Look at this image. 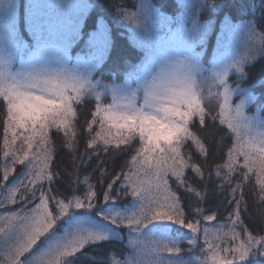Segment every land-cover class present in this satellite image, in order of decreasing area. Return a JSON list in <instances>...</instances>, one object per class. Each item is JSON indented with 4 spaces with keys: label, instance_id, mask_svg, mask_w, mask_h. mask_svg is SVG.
<instances>
[{
    "label": "rangeland",
    "instance_id": "obj_1",
    "mask_svg": "<svg viewBox=\"0 0 264 264\" xmlns=\"http://www.w3.org/2000/svg\"><path fill=\"white\" fill-rule=\"evenodd\" d=\"M21 1L0 0V71L6 74L8 83L11 84L16 81L30 84L34 94L39 95L42 91H46L47 96H50L52 89L57 84L62 83L64 80L78 79L85 84L88 94L71 101L73 110L76 103L89 97L94 101L96 100V105L101 108H107L109 105L113 106V112L102 113V116L118 117L122 114H131L126 112L125 109L129 105L136 108L143 107L149 87L156 90L163 84L177 79L190 78L194 80L197 92H202L203 97L208 96L214 99L211 96L217 97L216 93L219 92L220 97L217 98L220 103L224 88L222 86L217 87L219 81L226 79L228 85L234 89L237 84H234L230 78L232 76L240 78L245 73V68L258 58L259 49L263 42V36L257 31L252 20L236 22L229 17H225L220 24L218 35L214 38L211 53L205 58L208 48L207 42L210 43V36L216 30V25H213L211 21L214 8L208 0H178L177 10L169 12V14L162 13L152 0H138L135 9L125 10L124 13H121V16L123 17L122 21L125 23L124 26L129 32L131 42L144 50V57L137 70L134 69L135 72L130 73L122 82L106 84L99 79H95L96 69L107 57V50L111 43L106 28L99 26L88 40L84 43L80 42L82 28L92 7L90 0H24V18L26 30L29 34L28 39H25L26 37L22 35L19 26ZM197 36L199 38H196ZM85 45H87L85 51L78 52L76 56L72 55L75 47L83 49ZM233 65L236 67H232ZM238 68H243V73L239 72ZM154 78L155 83L153 82ZM44 81L50 83L45 85ZM97 94L100 96L99 99L96 98ZM68 95L76 97V93L71 89H69ZM229 99L233 107L240 104L242 99L244 100L242 111L246 117L248 127L241 133L243 137L241 143L244 145L242 151H247V141L264 136V117L259 111L249 112L251 100L237 95H230ZM207 102L211 103L209 98ZM0 103L2 106L6 104L7 108V100L2 96H0ZM201 105L203 107V100ZM166 106L173 107L174 104L166 98ZM96 110L94 111V117ZM145 110L153 111L152 109ZM180 110H186V106L181 105ZM73 118L74 116L69 118L67 129L63 125L58 129L63 132L70 131ZM121 124H123V121L118 119L105 122L103 133L111 142L117 141L114 137L117 133V125ZM7 127L8 116L7 125L5 124V128ZM53 128H56V126L48 129V140L43 147L39 146V138L37 137L32 141L31 149L28 148L23 139L24 136L30 135L25 130L18 129L15 140H13L11 132L5 134L8 139L7 145L4 143V135L3 143L7 147L8 153L4 164L8 167V180L11 179V184H13L10 189L7 186L9 190L6 193L7 195H10V190L15 186L17 165L23 164L25 170L21 169V172L19 171L21 174L29 168L35 171L44 167V156L48 155L50 157L49 141L53 139ZM120 134L121 136L127 135V127L120 128ZM236 143L237 138L234 135V146ZM258 155L256 152L252 153L254 159ZM232 158L238 159V166H244L245 157L243 154L237 156L236 152H233ZM18 159H23L25 163H19ZM158 159L159 157L153 158L150 156L145 161L141 158L135 166L131 163L130 169L134 172L138 171V183L146 187L150 186L152 188L151 194L170 195L169 190L161 187L157 192L155 188L157 183H162L157 180L155 175V164ZM14 160H17V162L13 163ZM29 161H32V164H29ZM49 162L48 164H50ZM150 164L152 167L149 166ZM33 166L35 167L33 168ZM48 169L49 166L45 169V172H48ZM253 172L258 177L262 175L258 168ZM5 182L3 180V184ZM41 182L43 181L38 182L37 185ZM126 183L127 181H125ZM79 185L75 186L77 190L70 201L78 198L81 202L87 204L89 190ZM3 192L5 191L0 190V196ZM132 199L131 206L124 209L107 204L109 202H106L103 208L108 211L130 214L139 203L136 197L133 196ZM0 202H2L0 217H5V219L0 220V229H3L0 232V264H11L9 253L15 251L19 237L18 234L14 233L10 238L8 234L13 226L19 222L15 219H8L13 212H17L7 208L14 203L7 202L6 198L0 199ZM37 202V204L40 203L39 199ZM92 202L95 203V198ZM57 212L56 216L59 215V210ZM74 217L76 218L74 219ZM100 219H102V215L98 209L95 211L94 208L86 213L84 209L69 208L68 215L57 220L53 229L49 233H45L37 243H44L46 237L52 232H55L56 235H63L66 231H74L78 226H81L83 230L94 231L96 228L101 227L97 223ZM205 227L209 229V243H205L201 231L199 240L195 245H192L188 237L184 235H190L189 230L181 228L179 224L174 225V229H180V231H171L167 238L154 236L148 232V229L143 230L144 235L135 232L130 234V230L126 226L119 229L118 238L111 234H109V238L119 239L124 235H128L130 241L139 237L138 246L130 243L131 254L126 259L139 252L137 259L140 264H153L156 239H163L165 243L169 244L176 242L180 248L178 253L162 252L163 257L173 261L181 258L184 262L192 259L194 264H199V261L205 258L208 264H212V253L209 251L212 244L219 248L228 249L235 248L243 241L242 238L233 239L227 225H218L209 221L200 225L201 229ZM57 229L61 230L57 231ZM224 233H228V235L224 236L222 241L216 239L217 235H223ZM89 244L92 243L85 244L82 248ZM82 248H78L77 251ZM37 249L40 251L38 252ZM44 250L43 245H33L31 249L20 255L18 260L21 264H26L28 260L40 256V253ZM205 253H207L206 257ZM220 255L222 257L227 255L231 258L229 253L221 252ZM64 257L68 260L66 256ZM259 260H264V256L252 255L248 258V261L241 262V264H256Z\"/></svg>",
    "mask_w": 264,
    "mask_h": 264
},
{
    "label": "snow or ice",
    "instance_id": "obj_2",
    "mask_svg": "<svg viewBox=\"0 0 264 264\" xmlns=\"http://www.w3.org/2000/svg\"><path fill=\"white\" fill-rule=\"evenodd\" d=\"M261 8L264 10V5ZM196 38L199 37L197 36ZM259 50L264 52V44L261 45ZM232 67L236 66L233 65ZM237 70L243 73V68H238ZM153 82L155 83V78ZM43 83L47 85L50 82L44 81ZM242 83L243 81L241 80L234 89L228 85L226 79H221L217 84V87L222 86L224 88L221 102L218 104L219 112L215 116H211L212 123L207 128L200 129L205 138L209 140V147L213 148L212 153L205 149L200 137L189 128V123L192 122L193 117H198V125H204L205 117L208 115L201 105L203 94L202 92H197V86L194 80L190 78L170 81L156 90L149 87L143 107L127 106L125 111L131 114H122L118 117L111 115L102 116V113L113 112V106L109 105L107 108L97 106L96 119L93 120V123H96L98 119L101 131L92 137V143H102L104 151H107L111 141L103 133L105 122L113 119L123 121V124L117 125V133L114 137L117 140L115 147L119 149L121 144L131 145V141L138 135L141 146L135 149L136 154L133 155L131 163L135 166L141 158L147 161L150 156L153 158L159 157L155 164V175L157 180L162 182L155 185L157 192H159L161 187L168 190L167 177L169 174L176 177L178 186L186 183L184 170L188 167H192L198 175H204L200 165L189 163L191 157L187 160L184 158L181 148L186 141L191 140L197 145L203 155L214 156L216 154L215 146L212 145L211 140L215 136H220L222 145L224 141V135L222 134L225 133L222 128L217 131L215 121L218 120L220 125L226 124L227 129H230L231 134L237 138L236 145L229 148L228 152L230 159L225 165L227 168V181L231 183V174L238 165V159L232 158V153L236 152L237 156L240 154L244 155V167L248 169V172L259 169L262 175L257 179L261 186V191H264V136L247 141L248 150L242 151L244 145L241 143L243 140L241 133L248 127L246 117L242 111L244 100L242 99L240 104L233 107L229 99L230 95H237L248 100L256 99L251 95L254 85L245 88ZM257 86L264 88V78L257 82ZM69 89L76 93V97L68 95ZM86 94H88V90L85 84L78 79H72L64 80L62 83L57 84L52 89L50 96H47L46 91H42L41 94L37 95L34 94L30 84L16 81L11 84L8 83V77L3 71H0V96L7 100L8 127L4 129L5 134L11 132L13 140H15L17 138V130L23 129L30 133V135L23 137L29 149L32 148V141L37 137L39 138V146L43 147L48 140V129L52 126L59 128L61 125L67 129L69 118L75 115L71 101ZM216 95L218 98L220 97L219 92ZM96 98H100L99 94L96 95ZM166 98L171 100L174 104L173 107L166 106ZM181 105H185L186 110L181 111ZM145 109H152L153 111H146ZM88 127L91 129V125H88ZM122 127H127V135L121 136L120 128ZM71 135L75 136V133H71ZM4 143L5 145L8 144L7 135H5ZM253 152L259 154L255 159L252 156ZM4 155L7 156L8 153L5 152ZM49 160L50 157L45 155L42 169L33 171L32 168H29L20 177H17L14 182L15 186L10 190V195L6 197L7 202L16 203V192L19 188H23L22 199L24 203L21 207V212H13L11 217L8 218L19 222L13 226V229L8 234L10 238L14 233L18 234L19 237L15 251L9 253L11 264H21L18 257L31 249L33 245H36L37 241L45 233H49L57 220L68 215L69 208L84 209L86 213L91 209H98L101 212L102 219L97 223L101 227L96 228L94 231H89L83 230L81 226H78L74 231H66L63 235H56L55 232H52L44 241L43 247L45 250L35 259L28 260L26 264H60L61 257L70 256L85 244L106 241L109 239V234L118 238L119 229L125 226L130 230V234L135 232L144 235L143 230L148 229V232L154 236L167 238L171 231H180V229H174V225L179 224L181 228L189 230L190 235H184L188 237L192 245L197 244L201 231L203 232L205 243H209V229L207 227L201 229L199 220L188 222L184 218L183 209L179 206V198L174 193L170 195L151 194L152 188L138 183V171L134 172L132 169L124 176V180L127 181L124 187L125 189H131L132 195L136 197L139 203L130 214L127 212L108 211L103 207H97L92 202L95 198V192L91 191L90 186L87 204L81 202L78 198H74L68 204L61 200H56L59 215L54 217L48 209L49 200L55 199V197L51 196L52 189L49 188L45 192L42 183L39 188L36 187L40 181L51 183L53 179L51 172H45V169L49 166ZM16 162L17 160L13 161V163ZM18 162L24 163V160L18 159ZM204 163H207V161ZM29 164H32V161H29ZM149 166L152 167L151 164ZM216 174L220 175L219 172ZM2 178L4 181L9 179L7 170ZM247 178L248 173H244V179ZM116 179H120V177ZM109 189H111V185H109ZM0 190L9 191L6 185L0 186ZM188 191L203 199L195 189L189 188ZM236 191L237 189L232 190L234 198ZM38 193L39 195H37ZM109 198L106 193L104 196L105 202ZM36 199H39L40 203L34 208H27V205ZM242 202L243 196L241 195L240 199L236 200L233 212L237 220H239ZM0 206H2V202H0ZM195 213L200 215L203 220L216 219L215 215L204 216L203 210L200 208H196ZM2 219H5V217H0V220ZM2 231L3 229H0V232ZM227 235L228 233L217 235L216 239L222 241L223 237ZM231 235L233 239L237 236L234 228L231 230ZM130 243L138 246L139 237L131 239ZM154 248L153 264H194L192 259L187 262H184L181 258L173 261L161 255L164 251L180 252L176 242L169 244L165 243L163 239H156ZM37 251L39 252L40 250L37 249ZM209 251L212 253V264H241V262L248 261V258L252 255L264 256V236L257 237L249 233L247 240L240 242L235 248L223 249L212 244L209 247ZM221 252L231 254V258L227 255L222 257L220 255ZM138 256L139 252L134 253L130 258L117 261L116 264H140L137 259ZM206 256L207 253H205ZM199 264H208L207 259H201ZM256 264H264V260H259Z\"/></svg>",
    "mask_w": 264,
    "mask_h": 264
},
{
    "label": "trees",
    "instance_id": "obj_3",
    "mask_svg": "<svg viewBox=\"0 0 264 264\" xmlns=\"http://www.w3.org/2000/svg\"><path fill=\"white\" fill-rule=\"evenodd\" d=\"M92 7L86 17L82 28L80 42L84 43L96 29L101 26L107 29L111 38L110 47L107 52V57L96 69L95 79H99L106 84L122 82L130 73L137 70L138 65L144 57V50L134 45L129 37V32L124 26L121 13L125 10H133L137 7L138 0H90ZM162 13L169 14L178 8V0H152ZM213 6L211 21L216 25V30L210 36V43L207 42V58L214 45V38L218 35L221 22L225 17H229L236 22L252 20L257 31L263 36L264 44V10L261 6L264 5V0H208ZM21 12L19 17V26L22 35L29 38L28 30L24 18V0L20 2ZM87 45L73 49V56L78 52L85 51ZM135 69V70H134ZM264 78V52L260 51L258 58L245 68V73L237 78H230L234 84L243 81L242 86L247 88L254 85L251 90V95L256 99L251 100L249 112L254 113L259 111L264 117V88L257 86V82ZM210 98L203 97V107L208 113L205 117V124L198 125V117H193L189 123V128L192 132L200 137L205 149L209 153L213 152V148L209 147V140L205 138L200 131L202 128H207L211 121V116H215L219 112V100L216 96ZM210 99L211 103L207 100ZM4 104V102H3ZM96 100L92 98H84L74 105V118L71 130L63 132L61 129L53 128L50 142V164L48 172L53 174L51 183L48 181L41 182L43 190L47 192L52 189L51 196L54 200H49L48 207L53 216L57 215L58 206L56 200H61L65 204L71 202L76 192V185L84 187L95 192V204L97 207H104L106 204L104 196L107 193L109 200L107 204H112L120 209L130 207L133 202L131 190L125 189L124 176L130 170V165L135 149L139 148V137L131 141V145L121 144L120 148L115 147L117 141H112L108 150L104 151L102 143H92V137L97 132L101 131L100 121L97 119ZM217 131L224 129V141L221 145L220 136H215L211 143L215 146L214 156L203 155L197 145L188 140L181 148V153L187 160L191 157L190 164H198L201 166L203 176L198 175L192 167L184 170L186 183L178 186L176 177L168 175L167 184L168 190L174 193L179 198V206L183 209L184 218L188 222L199 220L200 225L209 221L215 224L227 225L230 231L234 228L237 234L236 239L242 238L246 241L249 233L253 236H264V191H261V186L258 183V176L255 172H248L244 166H238L231 174V183L226 179L227 168L230 157L228 155L229 148L234 146V135L226 125H220L219 121H215ZM5 124L7 125V108L6 104L0 103V185L9 186L11 179L3 184V174L8 169L5 163V155L7 147L4 146L3 138L5 135ZM88 125H91L89 129ZM71 133H75L72 136ZM91 145V146H90ZM207 161V163H204ZM25 163V162H24ZM23 164L17 165V177L20 176ZM20 171V172H19ZM219 172L220 175L216 173ZM20 173V174H19ZM244 173H248V178L244 179ZM120 177V179H116ZM115 181V183H113ZM40 183V184H41ZM40 184L36 187L39 188ZM111 185V189H109ZM239 186V187H238ZM189 188L195 189L200 193V197L193 192L188 191ZM237 189L235 198L232 195V190ZM3 192L0 199H5L8 195ZM23 188H20L16 194V203L8 206V210H16L21 212L23 205ZM39 195V193L37 194ZM243 196V202L240 206L239 220L233 215L236 200ZM30 198V197H29ZM38 199L27 205V208L34 207ZM105 204V205H104ZM104 205V206H103ZM203 210V215H215V220H203L200 215L195 213V209ZM97 209H95L96 211ZM191 210V211H190ZM61 229H57L59 231ZM44 243H37L35 246H42ZM40 248V247H38ZM131 254V247L128 235L122 238H109L106 241H98L89 244L81 250L70 256L62 257L60 264H116L117 261L126 260Z\"/></svg>",
    "mask_w": 264,
    "mask_h": 264
}]
</instances>
